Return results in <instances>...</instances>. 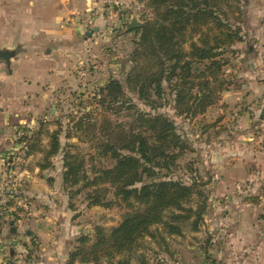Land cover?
<instances>
[{
    "label": "trees",
    "instance_id": "16d2710c",
    "mask_svg": "<svg viewBox=\"0 0 264 264\" xmlns=\"http://www.w3.org/2000/svg\"><path fill=\"white\" fill-rule=\"evenodd\" d=\"M148 3L149 15L144 10L138 13L141 27L128 32H136L138 40L124 78L107 79L65 125L60 117L44 118L36 130L20 132L25 157L41 155L36 163L39 172L52 170L53 159L60 157L61 186L69 200L84 194L88 206L108 208L117 202L126 210L117 226H96L91 235H80L67 264H131L134 259L142 263L139 251L146 239L164 241L163 234L180 236L187 225L198 231L202 224L206 201L200 184L171 176L189 145L168 117L131 114L126 92L157 109L166 84L177 115L190 120L217 106L222 94L236 84L229 70L233 46L242 41L239 0ZM118 33L122 35L123 29ZM110 110L117 115L125 111L131 123L110 119ZM62 133L77 143L62 144ZM109 191L114 201L107 199ZM30 242L37 247L34 238Z\"/></svg>",
    "mask_w": 264,
    "mask_h": 264
},
{
    "label": "crops",
    "instance_id": "0c3cea01",
    "mask_svg": "<svg viewBox=\"0 0 264 264\" xmlns=\"http://www.w3.org/2000/svg\"><path fill=\"white\" fill-rule=\"evenodd\" d=\"M94 1L0 0V51L10 53L9 65L0 56V180L5 158L18 148L21 130H36L38 118L47 113L49 104L56 113L58 105L65 102L67 92L76 84L72 75L75 58L90 38L96 34L108 40L102 31L101 17L95 23L97 33L92 36L78 27V15L93 6ZM118 1L129 7L137 3L136 0ZM133 9L129 11L133 13ZM239 10L242 41L233 46L236 84L214 106L224 116L219 124L231 120L229 133L233 131L237 139L233 142L236 150L233 163L224 165L220 183L227 187L238 185L235 197L256 202L236 208L238 216L244 218L239 225L222 223L223 230L230 234L222 237V241L233 238V243L241 240L243 246L253 247L252 259H232L233 264H264V0H239ZM132 17L137 18L135 14ZM109 45H105L106 49ZM105 81L101 78L94 86ZM58 117L55 115L50 120ZM40 158V154L26 158L27 168L18 175L19 184L10 212L0 220V238L15 247L23 241L28 244L34 238L41 255L30 264H66L67 259L50 255L51 251L56 253L55 249L70 231L65 221L69 212L64 204L62 177L59 172L56 185L52 184L54 176L49 171L39 172L36 166ZM37 183L42 191H37L38 185H34ZM26 200L31 202L25 203ZM26 205H32L33 210L29 209L24 217L19 206L26 210ZM11 221L14 226L9 225ZM216 260L214 264L225 262Z\"/></svg>",
    "mask_w": 264,
    "mask_h": 264
},
{
    "label": "rangeland",
    "instance_id": "374dc122",
    "mask_svg": "<svg viewBox=\"0 0 264 264\" xmlns=\"http://www.w3.org/2000/svg\"><path fill=\"white\" fill-rule=\"evenodd\" d=\"M94 2L93 6L89 9H96L99 6L98 0ZM148 4V0H143L141 3L137 2L133 7H130L134 8L133 10L136 12L135 16H137L136 19L139 23L142 22L138 13L144 10L145 15H149L150 8ZM83 13H80L78 18ZM98 17H101L103 21L101 15L97 16V19ZM95 25L96 24H94L89 31L91 33L90 36H92L93 33H97L96 30L93 31ZM81 31L83 32L82 29ZM102 31H105L104 22ZM89 32H85L84 34H88ZM118 32L111 34L107 33L108 40H103L96 34L93 39L92 37L90 38L91 40L87 42L85 49L75 58L72 75L74 76L76 84L70 88L72 90L67 92L65 102L58 105L56 113L49 104V109L45 110L47 113L44 115L43 112V115L39 116L38 122L44 119V116L51 119V117L57 115L60 116L62 124L65 125L69 119L77 116L83 111V107L88 105L95 90L103 86L107 79L114 77L122 80L124 78L125 73L132 65L129 62V55L136 47L138 36L136 32H133L130 36H127L126 34L128 32L124 30L122 35H119ZM120 37H122L121 40L117 39ZM113 40L114 42H112ZM109 43L110 45L108 49H106L107 47L105 45L108 46ZM232 57L233 58L230 60L232 68L229 71L235 75V55ZM80 58H82V61L87 63L89 67L84 86H82V82L76 74V68ZM125 59L127 61L123 64ZM101 78L106 79V81L101 85L98 84L94 86ZM163 88L165 90L164 100L161 101L162 105L157 109L151 108L145 101L139 100L135 93L126 92V97L131 101L132 106L130 113L142 112L145 115L161 114L175 123L178 133L186 140L189 149L180 157L177 162V167L173 170L171 176L185 183L196 181L200 184V189L203 190L205 194L206 209L202 218V224L199 226L198 231L191 230L189 225H187L180 236H166L163 234L165 240L160 241L158 239V242L146 239L139 251L144 258L142 259L143 262H140L141 259H134L131 264H214L217 261L216 259H220L219 263L225 260L222 264H233L234 260L232 259H250L252 255H254V250L251 245L245 247V245L243 246L241 244V240H238V243H233V238L227 242L222 241V237L224 238L230 235L229 232L223 230L222 223L232 226L236 224L239 225L240 221L244 218L238 216L236 208L245 207L247 204L256 202L250 200V198L240 199L235 197V193H238V189L236 188L238 185L232 184L227 187L223 183H220L224 173L223 169L226 167L224 165L233 163L236 151L235 148L233 149V142L237 139L234 137L233 131L231 132L232 134L229 133L232 129V124H230L231 120L219 124L222 122V117L224 116H221V113L218 112V107L212 108L205 116H199L193 120L186 119L184 116H178L173 105V96L170 94L166 84H163ZM89 108L90 107H87L86 110H89ZM108 115L110 119L125 123L126 125L132 121L130 116H125V111H120L117 115V113L115 114L114 111L110 110L108 111ZM102 121L103 120L98 121V126L95 129L97 133L99 132ZM55 128L56 126H51L50 129ZM125 129H127V127ZM61 143L76 144L77 139L71 138L66 140L62 133ZM83 147L85 148L86 146ZM53 161L56 163L55 169L53 173L51 172L52 170H50L49 173L54 176L51 178L53 181L52 184L56 185L55 183L57 182V177H59V172L62 173V166L61 160L54 158ZM5 168L9 169L10 166L5 165ZM26 168V165H24L23 169ZM34 185H38L36 188L37 191H42L40 183ZM224 191H228L227 194H230H226V196L223 194ZM107 199L114 201L112 191H109ZM27 202L31 201L26 200L25 203ZM194 202L196 203V199ZM64 204L69 212L68 216L65 217V221L70 231L68 232L67 238L61 242V246L55 249L56 253L55 251H51L50 255H56L59 259H67L65 262L66 264L69 259V253L73 250L76 239L79 238L80 235H91L96 226L105 228L115 227L122 221L123 214L126 212L117 202L108 208L102 206H88L87 202L84 200V194L76 195L73 199L69 200L67 193H65ZM27 206L28 205H26V207ZM19 207L22 209L20 212H24L22 213L24 217L29 209L33 210L32 205L31 207L28 206L26 210L22 206ZM9 225L14 226V224ZM72 230L74 233H71ZM9 235L10 232L7 231L6 236L8 237ZM0 240V259H7L15 250H25L27 259H40L41 250L37 243V247L33 249L31 242L25 244L23 241L20 245L15 247L2 241V238H0ZM29 252L32 253L30 257L28 256ZM74 264L80 263L75 262Z\"/></svg>",
    "mask_w": 264,
    "mask_h": 264
},
{
    "label": "built area",
    "instance_id": "2783aa9c",
    "mask_svg": "<svg viewBox=\"0 0 264 264\" xmlns=\"http://www.w3.org/2000/svg\"><path fill=\"white\" fill-rule=\"evenodd\" d=\"M99 6L96 9H89L81 14L78 18V27L83 33L89 32L94 26L97 16L103 17L105 33H116L126 27L125 23L131 18L128 12L131 9L126 4L118 0H98ZM89 67L87 63L79 59L76 68V74L82 86L85 85L88 76ZM26 144L20 142L18 148L5 158V165L10 166L9 169L3 171V179L0 180V220L4 215L10 212L11 202L14 199L15 188L19 184L18 175L22 173L25 165ZM0 264H30L27 260L25 250H15L7 259H3Z\"/></svg>",
    "mask_w": 264,
    "mask_h": 264
},
{
    "label": "water",
    "instance_id": "95a60500",
    "mask_svg": "<svg viewBox=\"0 0 264 264\" xmlns=\"http://www.w3.org/2000/svg\"><path fill=\"white\" fill-rule=\"evenodd\" d=\"M140 27H141V23H139L137 21L136 17H132L131 20L129 21V23L126 25L124 31L130 32V31H132L134 29H138ZM95 30L96 29H93V31H95ZM87 35L90 36L91 33L89 32ZM0 56L5 60L6 64L9 65L10 53L0 51Z\"/></svg>",
    "mask_w": 264,
    "mask_h": 264
}]
</instances>
